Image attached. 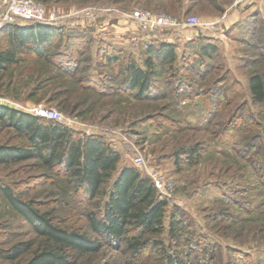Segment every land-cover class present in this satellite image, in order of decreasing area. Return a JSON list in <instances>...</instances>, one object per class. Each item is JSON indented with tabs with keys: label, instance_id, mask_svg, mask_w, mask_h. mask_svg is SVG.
Returning <instances> with one entry per match:
<instances>
[{
	"label": "rangeland",
	"instance_id": "374dc122",
	"mask_svg": "<svg viewBox=\"0 0 264 264\" xmlns=\"http://www.w3.org/2000/svg\"><path fill=\"white\" fill-rule=\"evenodd\" d=\"M37 1L65 15L55 27L82 33L81 44L72 52L73 45L58 43L48 60L28 58L0 72V103L31 115L38 106L55 108L70 120L65 127L100 136L121 153L118 172L130 165L151 178L134 162L141 155L151 172L165 178L168 195H162L169 207L163 236L174 206L191 223L182 245L172 250L200 254L197 264H264V102L252 98L248 84L252 74L264 75V0L245 6L237 0ZM1 6L0 17L5 0ZM138 11L180 23L195 16L215 25L183 30L199 29L200 39L182 37L177 27L144 29ZM8 23L36 22L17 17ZM125 28L123 40H109L118 60L107 61L108 50L97 57L101 34L115 37ZM131 32L145 37L133 41ZM163 41L178 47L177 71L156 79L154 96L138 98L127 87L125 65L129 60L142 64L147 45ZM209 43L218 46L212 56L202 52ZM24 141L11 128L0 133V145ZM188 149L199 150L196 158L179 155ZM112 184L87 200L70 174L38 158L0 164V187L10 185L61 226L100 240L97 252L75 255L73 264H161L152 249L136 253L125 241L106 240L90 229L87 215L100 216ZM29 240L35 242L30 252L0 264H24L45 245L0 194V248Z\"/></svg>",
	"mask_w": 264,
	"mask_h": 264
},
{
	"label": "trees",
	"instance_id": "16d2710c",
	"mask_svg": "<svg viewBox=\"0 0 264 264\" xmlns=\"http://www.w3.org/2000/svg\"><path fill=\"white\" fill-rule=\"evenodd\" d=\"M0 30V72L16 69L28 58L48 60L51 50L58 43H65L66 47L73 45L74 52L81 44L78 41L83 38L82 33L66 34L63 27L39 23H6ZM99 44L97 57H102V53L108 50L111 55L105 56L107 61L118 60L117 55L110 51L112 44L101 41ZM177 49V45L171 42L151 43L146 47L142 64L131 60L126 63L124 72L127 87L136 97L154 96L152 90L156 79L163 76V72L175 74L179 61ZM217 51L216 44L209 43L202 47L205 55L212 56ZM60 54L63 52L57 53V56ZM67 55L70 57V54ZM248 84L252 98L263 103L264 75L252 74ZM6 128L13 129L25 141L20 145H0V164H20L38 158L51 169L59 167L60 171L70 174L76 181L77 189L87 200L97 199L108 182L113 181L106 193L108 198L101 207L100 216L94 212L87 215L92 232L106 240L125 241L136 253L145 248L152 249L153 253L160 256L161 264H197L194 258L200 254L190 250H172L174 246L182 245L186 231L191 226L186 213L174 206L168 217L167 236L164 237L168 200L157 190L152 179L134 166L128 165L118 172L121 153L102 137L79 134L56 120L31 115L0 103V133ZM198 153L199 150L188 149L179 155H186L192 160ZM0 194L9 208L45 242L24 264H73L75 255L99 250L100 240L61 226L35 201L15 192L10 185L1 186ZM34 244L29 240L15 243L8 249L0 248V260L17 261L30 252Z\"/></svg>",
	"mask_w": 264,
	"mask_h": 264
},
{
	"label": "built area",
	"instance_id": "2783aa9c",
	"mask_svg": "<svg viewBox=\"0 0 264 264\" xmlns=\"http://www.w3.org/2000/svg\"><path fill=\"white\" fill-rule=\"evenodd\" d=\"M254 0H237V4L245 6L247 3H250ZM5 11L1 14L0 17V29L2 26L10 20L14 18H19L24 22H36L43 25H51L58 26V24L63 20L65 15H58L55 11H48L44 4L37 0H5ZM137 18H140V25L143 26L144 29L153 30L159 28H169V27H177V31L182 33V31L187 27H200L203 25L206 26H214L215 24L211 23H201L199 19L195 16H189L183 23H180L174 19L167 18L166 16L154 17L152 18L148 13H136ZM141 17L143 19H141ZM1 31V30H0ZM36 115L45 118L52 119L60 122L63 125H67L70 120L64 117L57 109L55 108H46L43 106H38L34 109ZM134 162L140 166V168H145L148 173L151 175L153 179L154 185L158 191L164 193V189L166 187L165 178L156 172H151L149 168L146 166L145 160L141 155H137L134 158ZM164 195H168L164 193Z\"/></svg>",
	"mask_w": 264,
	"mask_h": 264
},
{
	"label": "crops",
	"instance_id": "0c3cea01",
	"mask_svg": "<svg viewBox=\"0 0 264 264\" xmlns=\"http://www.w3.org/2000/svg\"><path fill=\"white\" fill-rule=\"evenodd\" d=\"M2 8H3V6H1L0 7V13H1V11H2ZM108 29V28H107ZM118 29H121V28H118ZM131 29H133V28H131ZM105 30V28H103V29H101V31H104ZM126 30V28L124 29V30H121V32H119V31H116L118 34H116L115 35V37H108V35H105V34H101V42H104V43H109V40H111V39H113V41H115V39L114 38H117V37H119V41H121V40H123L124 38H121V40H120V37L121 36H123L124 37V35H126L127 34V32L125 31ZM187 30H185V31H183V33H182V35L184 34V36H182V37H191V38H193V37H200V31H199V29H197V28H195V30H193V31H191L189 34H187ZM115 33V32H114ZM186 33V34H185ZM203 36H206L204 33L202 34ZM117 36V37H116ZM128 36V35H127ZM129 36H131L132 37V40L133 41H138V38L140 39V40H142L145 36H141L140 35V33H139V35H137V34H135L134 32H131V35H129ZM155 37V36H154ZM137 39V40H136Z\"/></svg>",
	"mask_w": 264,
	"mask_h": 264
}]
</instances>
